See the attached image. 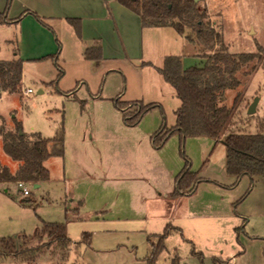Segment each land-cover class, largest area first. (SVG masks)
I'll return each mask as SVG.
<instances>
[{
    "label": "rangeland",
    "instance_id": "obj_1",
    "mask_svg": "<svg viewBox=\"0 0 264 264\" xmlns=\"http://www.w3.org/2000/svg\"><path fill=\"white\" fill-rule=\"evenodd\" d=\"M196 1L207 8L204 20L223 36V44L209 53L224 46L232 53L261 49L264 56V0ZM57 31L49 33L55 46L43 40V52H36L40 58L24 62L19 91L0 96V114L5 115H0V128L14 129L16 117L23 132L53 137L63 122L69 145L62 156L45 161L49 180L39 187L27 182L30 195H23L17 182L0 186V240L22 241L44 222H63L74 243L65 257L50 248L35 260L12 256L0 264H147L149 235L163 232L167 224L181 232L166 239L156 264H172L175 256L184 264H215L216 258L221 264H264V175L254 181L244 176L234 184L236 178L226 169V145L206 136L182 140L174 133L162 147H153L150 135L176 123L181 102L176 89L157 67L140 61L120 65L118 72H101L99 66L84 63L72 25L65 23ZM155 32L165 34L168 53L182 55L185 67L204 65L205 58L188 54L193 49L200 53L195 44L174 27ZM20 33L19 26L0 25V58L12 59L8 41L13 38L19 47ZM144 37L145 57L156 54L147 31ZM55 54L58 59L50 56ZM263 64L257 58L246 63L238 73L239 86L223 93L221 104L229 107L242 94L236 131L256 133L264 119ZM119 96L156 106L130 126L114 104ZM254 102L255 112L249 114ZM0 161L13 169L19 164L4 151L2 137ZM187 161L201 181L193 193L176 195V177ZM242 225L238 235L236 227ZM84 232L91 234L90 243L79 247Z\"/></svg>",
    "mask_w": 264,
    "mask_h": 264
},
{
    "label": "trees",
    "instance_id": "obj_2",
    "mask_svg": "<svg viewBox=\"0 0 264 264\" xmlns=\"http://www.w3.org/2000/svg\"><path fill=\"white\" fill-rule=\"evenodd\" d=\"M13 0H8L6 9L0 13V25L18 22L26 13L33 14L43 25L53 30L44 18L35 11L27 9L18 18H9V10ZM121 4L136 12L145 27H174L187 41L195 44L200 51L199 56L205 58L202 66L185 67L180 55H168L164 65L159 68L166 82L175 89L181 105L176 110V123L171 128L162 126L151 135L154 147H162L174 133H179L182 140L188 136H206L215 143L222 141L227 148L226 169L236 178V184L244 176L264 175V119L259 123L256 133L239 132L233 129L237 108L242 94L238 93L231 107L221 104V98L228 89L240 84L239 71L244 65L257 58L264 60L262 50L253 53H232L224 46L209 53L217 43L223 44V36L216 28L204 19L208 16L207 8L202 9L196 0H118ZM79 36L82 34V22L71 18ZM59 53V52H58ZM58 59V54L50 55ZM87 59L102 58V45L98 42L86 49ZM264 65V64H263ZM23 76V60H0V95L3 92L19 91ZM114 104L123 113L127 125H137L142 117L156 106L144 105L140 100L123 101L121 97L114 99ZM14 129L0 128L4 151L19 162L13 173L8 165L0 161V184L18 181L39 183L50 179V170L45 161L53 156H62L65 152V128L60 124L56 134L47 138L40 132L27 134L22 122L14 117ZM201 181L197 172L191 170L187 161L184 169L176 177L174 194H191ZM245 223V221H244ZM244 225L236 227L239 235ZM181 229L167 224L163 232L149 235L151 251L147 256V264H156L160 253L165 248L166 239L173 232ZM91 234L84 232L77 245L90 243ZM74 240L67 233L66 223L44 222L42 229L32 235H23L22 241L16 238L0 240V261L8 257L18 260H35L41 252L50 248L63 251L69 250ZM203 257L202 252H196ZM202 259V258H201ZM215 264L222 261L215 259ZM172 264H184L178 256Z\"/></svg>",
    "mask_w": 264,
    "mask_h": 264
},
{
    "label": "crops",
    "instance_id": "obj_3",
    "mask_svg": "<svg viewBox=\"0 0 264 264\" xmlns=\"http://www.w3.org/2000/svg\"><path fill=\"white\" fill-rule=\"evenodd\" d=\"M7 3L8 0H0V13L4 12ZM27 9H30L40 14L44 18L45 22L48 23L53 30L43 25L31 13H26L18 22L6 23L5 25H7L8 27H20L21 33L19 47H14L13 43L15 40H13V38L9 39L8 44L12 49V59L1 57L0 60L9 61L15 59H22L24 64V62H26L27 60L40 58L39 53L37 54L36 52H43V40H45V42H47L48 46H50L51 48L55 46L56 44H54L53 37L49 36V33H52L51 31H53L54 33L58 32V26L63 27L65 23L72 25L69 22V19L71 18H78L82 22L81 36L78 35L74 26H72L74 28L75 35L78 39L77 41H79V44H77L78 42H76L75 45L83 51V57L85 59L84 63L99 66L101 68V72H118L119 70H122V67L120 65L128 64L130 66L132 65L131 63H134V61H140L142 62L141 65L149 64L150 67L154 66L159 69L164 65V60L166 56L174 55L168 53L166 49V42L162 41L165 34L163 33L164 35H160L159 32H155L160 31L164 27L143 26L140 16L136 12L121 4L118 0H13L8 16L12 19L18 18ZM145 31H147V36L151 41L152 50H155L158 54H155L154 52L153 55L145 57V54L143 52V47L145 43ZM155 35L158 36L159 39H156V45V42H154ZM56 41L60 43L58 38L56 39ZM98 42L102 45V58L87 59L85 57L86 49L93 45H96ZM139 50L140 54H138ZM194 50L195 49L188 51V54L193 56H199V54L196 53V51ZM0 54H2L1 46ZM3 54L6 55L7 52H4ZM144 58H148V60L144 61ZM157 58L158 61H154ZM184 61L185 59H183V62ZM143 69L144 68H142V70ZM29 89L31 88H28L26 90V93ZM43 91L44 90L41 89V92ZM180 105L181 102L178 107ZM0 115L2 116L3 114ZM12 126H14V124ZM59 126L60 125H58L57 130ZM151 135L150 142L154 147ZM68 145L69 142L67 141V138L65 136V150H67ZM75 147H77V145H75ZM99 151L101 150L99 149ZM102 161H104L103 158ZM18 167L19 164L18 166H15L14 169H10L13 173H15ZM103 167L104 166H100L99 168L106 169L105 167ZM84 170L87 171V169L85 168ZM40 183L41 182H39V186L41 185ZM6 185L7 183L0 184V186ZM71 200L73 201L74 198H72Z\"/></svg>",
    "mask_w": 264,
    "mask_h": 264
},
{
    "label": "built area",
    "instance_id": "obj_4",
    "mask_svg": "<svg viewBox=\"0 0 264 264\" xmlns=\"http://www.w3.org/2000/svg\"><path fill=\"white\" fill-rule=\"evenodd\" d=\"M31 91V89L28 90V92ZM17 185L19 186V188L22 190L23 195L27 196L30 195V190L27 186V182L25 181H18Z\"/></svg>",
    "mask_w": 264,
    "mask_h": 264
},
{
    "label": "water",
    "instance_id": "obj_5",
    "mask_svg": "<svg viewBox=\"0 0 264 264\" xmlns=\"http://www.w3.org/2000/svg\"><path fill=\"white\" fill-rule=\"evenodd\" d=\"M248 112H249V114L255 112V102L251 104ZM20 133L22 134L23 131L21 130ZM34 185H35V187H39V183H35Z\"/></svg>",
    "mask_w": 264,
    "mask_h": 264
}]
</instances>
